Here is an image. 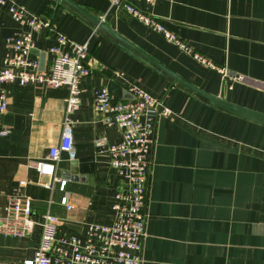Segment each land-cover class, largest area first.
<instances>
[{"label": "crops", "instance_id": "0c3cea01", "mask_svg": "<svg viewBox=\"0 0 264 264\" xmlns=\"http://www.w3.org/2000/svg\"><path fill=\"white\" fill-rule=\"evenodd\" d=\"M14 1L53 24L35 35L34 54L44 69L61 32L72 42H89L90 74L80 82V106L71 114L76 157L62 153L56 165L64 190L60 182L43 186L49 177L32 162L46 160L61 140L68 88L5 84L9 106L3 121L10 132L0 137V215L8 198L21 191L32 198L39 224L27 237L0 234V264H24L33 257L47 212L58 217L62 233H83L89 222H111L121 178L95 139L117 142L121 133L96 111L94 98L107 86L115 99H130L132 85L171 110L160 114L154 127L141 264H264V125L172 85L62 3ZM73 1L196 86L264 114V0H126L161 18L197 52L243 75L242 82L222 78L111 0ZM24 28L9 4H0V70L6 38ZM21 180L26 185L20 186ZM64 195L73 210L61 203Z\"/></svg>", "mask_w": 264, "mask_h": 264}, {"label": "built area", "instance_id": "2783aa9c", "mask_svg": "<svg viewBox=\"0 0 264 264\" xmlns=\"http://www.w3.org/2000/svg\"><path fill=\"white\" fill-rule=\"evenodd\" d=\"M154 2L155 0H146ZM112 6H119L132 17L152 30L161 33L184 52L217 71L222 78L231 82L244 81L226 66H219L170 30L163 20L142 11L126 0H111ZM9 4V11L15 20L24 22L25 28L8 36L5 41L6 55L0 70V137L10 132L3 118L8 110L9 95L5 84L18 83L22 86L40 83L50 87L66 86V117L59 144L50 148L46 160L32 163L41 175L49 180L41 184L52 188L60 182L64 190L66 181L56 176V165L62 153L71 159L76 157L73 119L71 114L80 106V82L90 74L88 65L89 42H72L64 33L56 32V44L49 47L52 54L49 66L41 69L35 56V35L53 24L27 12L14 0H0ZM132 98L118 100L107 86L102 87L94 98L96 111L106 116L108 125L115 126L121 133L117 142L105 136L95 139L100 153L110 158V166L121 178L113 202V219L108 223L89 222L83 233H62L58 217L47 212L40 222L41 238L32 258L24 264H141L144 240L147 236V203L154 145V127L160 114L171 110L163 101L143 88L132 85ZM20 181V186L26 185ZM68 210L75 208L68 195L61 198ZM39 223L34 217L32 198L24 192H17L8 198L4 213L0 215V234L14 237L30 236Z\"/></svg>", "mask_w": 264, "mask_h": 264}, {"label": "water", "instance_id": "95a60500", "mask_svg": "<svg viewBox=\"0 0 264 264\" xmlns=\"http://www.w3.org/2000/svg\"><path fill=\"white\" fill-rule=\"evenodd\" d=\"M56 4L63 6L70 11L76 13L80 17L88 20L97 31L102 34L108 36L113 42H115L118 46L128 51L134 57L154 69L156 72L161 74L162 76L171 80L172 85L180 84L184 89L188 90L190 93L194 94L204 102L217 107L221 110H224L228 113L234 114L236 116L245 118L247 120L259 123L264 125V114L240 105H237L226 98V94L223 96L214 95L187 80L182 75L178 74L176 71L171 69L166 64L162 63L160 60L149 54L148 52L141 49L139 46L128 40L122 34H120L117 30L112 28L109 24L103 21L102 18L96 16L91 11L78 4L73 0H53ZM34 53V50H33ZM41 61V60H40ZM41 69L43 68L41 62ZM73 166H76V162H73ZM76 169V168H75Z\"/></svg>", "mask_w": 264, "mask_h": 264}, {"label": "trees", "instance_id": "16d2710c", "mask_svg": "<svg viewBox=\"0 0 264 264\" xmlns=\"http://www.w3.org/2000/svg\"><path fill=\"white\" fill-rule=\"evenodd\" d=\"M52 23V22H51Z\"/></svg>", "mask_w": 264, "mask_h": 264}]
</instances>
